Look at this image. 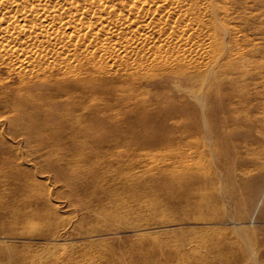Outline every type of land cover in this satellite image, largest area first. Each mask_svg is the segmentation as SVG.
<instances>
[{
  "label": "rangeland",
  "instance_id": "1",
  "mask_svg": "<svg viewBox=\"0 0 264 264\" xmlns=\"http://www.w3.org/2000/svg\"><path fill=\"white\" fill-rule=\"evenodd\" d=\"M220 1L190 79L0 66V264H264V0Z\"/></svg>",
  "mask_w": 264,
  "mask_h": 264
},
{
  "label": "bare ground",
  "instance_id": "2",
  "mask_svg": "<svg viewBox=\"0 0 264 264\" xmlns=\"http://www.w3.org/2000/svg\"><path fill=\"white\" fill-rule=\"evenodd\" d=\"M216 1L0 0V66L73 97L103 77L190 79L219 58Z\"/></svg>",
  "mask_w": 264,
  "mask_h": 264
}]
</instances>
